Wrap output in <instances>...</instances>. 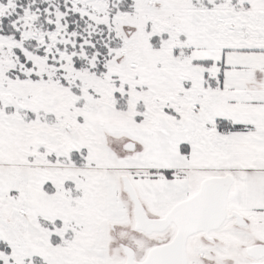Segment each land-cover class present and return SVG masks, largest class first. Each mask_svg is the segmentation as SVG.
I'll return each mask as SVG.
<instances>
[{"label":"snow or ice","instance_id":"1","mask_svg":"<svg viewBox=\"0 0 264 264\" xmlns=\"http://www.w3.org/2000/svg\"><path fill=\"white\" fill-rule=\"evenodd\" d=\"M0 264H264V0H0Z\"/></svg>","mask_w":264,"mask_h":264}]
</instances>
